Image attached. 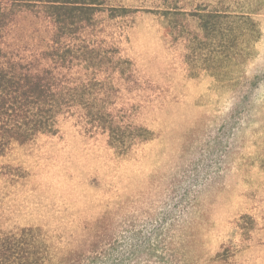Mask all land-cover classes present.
<instances>
[{"label":"rangeland","instance_id":"obj_1","mask_svg":"<svg viewBox=\"0 0 264 264\" xmlns=\"http://www.w3.org/2000/svg\"><path fill=\"white\" fill-rule=\"evenodd\" d=\"M161 1L123 0L138 12L121 47L145 91L121 100L138 104L134 120L152 140L119 156L105 135L64 116L56 135L14 144L0 157V233L39 228L57 261L264 264V0L226 1L260 30L243 69L248 119L234 135L236 100L208 74L187 75L166 21L148 11ZM168 1L192 9L217 0ZM242 215L254 220H241L247 236Z\"/></svg>","mask_w":264,"mask_h":264},{"label":"trees","instance_id":"obj_2","mask_svg":"<svg viewBox=\"0 0 264 264\" xmlns=\"http://www.w3.org/2000/svg\"><path fill=\"white\" fill-rule=\"evenodd\" d=\"M226 1L185 9L162 0L148 11L166 21V44L182 49L187 75L208 74L217 89L234 97V135L248 119L252 82L243 69L260 30L249 14L233 11L234 2ZM136 12L123 0H0V157L14 144L56 135L64 116L76 118L90 134L105 135L119 156L152 140V132L134 120L138 104L121 100L123 92L145 91L121 47ZM244 218L251 225L254 220L242 215L236 221L247 236ZM79 256L77 264H130L125 258L112 263ZM72 259L55 260L39 228L0 233V264H74Z\"/></svg>","mask_w":264,"mask_h":264}]
</instances>
